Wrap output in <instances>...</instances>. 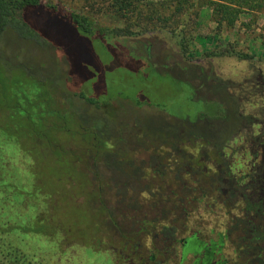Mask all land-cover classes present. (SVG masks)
Listing matches in <instances>:
<instances>
[{"label":"trees","instance_id":"1","mask_svg":"<svg viewBox=\"0 0 264 264\" xmlns=\"http://www.w3.org/2000/svg\"><path fill=\"white\" fill-rule=\"evenodd\" d=\"M195 2L200 6H211L210 20L217 23V26L224 24L227 28L234 27L241 13L254 10L264 13V0H165L146 4L116 0L113 12L119 20L126 22V26L106 27L98 24L89 15L74 10L62 11L42 0H0V36L10 30L25 41H34L38 46L48 45V41L41 36L44 32L42 27L32 20L31 13L35 10L58 14L61 19L57 23H51L50 19L46 23L63 35L67 31L73 33L75 43L72 47L67 49L63 46L64 50L56 48L63 52V64L68 65L65 72L76 82V86L67 87L69 98L65 95L61 98L63 102L66 99L71 102L68 112L51 109L56 120L54 133L57 135L66 132L83 144L81 146L88 159L87 169L94 166L96 177V165L107 170L114 167L121 172V177H124L120 179L122 190H118L115 195L113 207L109 209L107 199H103L100 206L105 211L115 213L117 220H113L112 224L121 237L128 239L127 243H134L129 246L133 251H137L140 246L137 237L146 235L153 241L149 248L151 254L148 257L139 255L134 264H169L176 251L186 253L185 249L189 247L192 237L184 235L191 230L192 207H202L219 217L223 216V212L228 214L227 234L236 255L229 264H264L262 70L252 67L251 77L237 82L220 75L212 63L192 61L187 57L189 52L186 53L183 47L177 53L174 52L177 54L174 57L168 50L154 49L149 43L142 45L138 53L130 51L128 60H121L119 55L107 47L111 37L154 33L161 29L156 27L157 24L173 22L176 29L179 24H183L181 15L193 8ZM215 37L214 34L213 38ZM89 41L99 47L100 56L103 58L91 53L93 49ZM84 54L86 58L82 60ZM214 55L216 56L210 54ZM93 72H97L100 85L102 83L105 88V92L99 96L88 94L90 89L95 90ZM114 72L121 74L115 84L111 80ZM86 78L87 82L78 89V81ZM35 80L36 82L32 80L30 86L35 88L37 94L29 98L21 92L23 103H14L9 111L12 118L21 112L31 127L34 126L33 121L40 123L44 118H41L43 113L50 109L49 102L40 96L44 80ZM170 80L191 88L188 102H201V111L194 120L183 118L180 124L173 126L169 125V115L162 111L163 122L173 131L170 134L163 133L164 136L155 147L148 146L151 143L144 142L142 134L141 144H134L131 149L126 148L132 154L131 157L129 155L125 158L121 155L125 152L122 148L115 150L111 147L113 143L124 138V126L117 127L121 132L113 131L109 121L102 120L103 118L86 120V116H83L81 104L93 111L105 108L112 104L116 88L120 91L119 94L126 95L125 98L136 106L145 103L159 111L164 106L161 107L155 99L152 101L145 95V86L153 94L160 96L172 92L173 85ZM121 87H126V90ZM87 88L88 91H85ZM245 104L254 106L255 110L246 113ZM129 124L138 125L136 121L127 125ZM258 124L262 128L256 129ZM32 135L41 137L46 146L50 145L55 149L59 146L58 135L54 140L40 132ZM39 137L36 139H41ZM136 149L144 153L143 155L140 152L143 155L140 162L134 157ZM23 150L28 152L26 148ZM27 169L29 171V167ZM126 175L129 178H125ZM2 184L3 181H0V186ZM22 203L29 204L28 199L24 198ZM203 220L197 222V227L204 225ZM3 223L6 225V222ZM11 228L10 225L0 230V234ZM27 232L31 234L30 229ZM195 232H199V229ZM122 257L125 258L123 264H133L128 261L132 255ZM0 264L42 263L13 248L5 253L0 252Z\"/></svg>","mask_w":264,"mask_h":264},{"label":"rangeland","instance_id":"2","mask_svg":"<svg viewBox=\"0 0 264 264\" xmlns=\"http://www.w3.org/2000/svg\"><path fill=\"white\" fill-rule=\"evenodd\" d=\"M129 1L146 4L165 0ZM42 2L54 5L62 11L74 10L89 15L102 26H126V22L119 20L113 12L116 0H42ZM194 4L193 8L181 15L183 24H179L176 29L173 22L157 24L156 27H161V31L111 37L107 47L119 55L121 60H128L127 55L130 51L138 53L142 45L149 43L154 49L168 50L174 57L183 47L186 53L189 52V55H186L192 61L212 63L216 71L227 79L238 82L250 78L252 67H259L264 75V13L247 10L248 12L240 14L233 28H227L224 24L217 26V23L210 20L211 6H200L196 2ZM31 16L45 32L41 31L43 33L41 36L48 41V45L38 46L34 41H25L10 30L0 36V181H3L0 186V230L12 226L9 231L0 234V252L5 253L16 248L42 264H123L125 258L122 256L135 255L134 252L138 256L148 257L153 241L146 235L139 236L136 240L140 246L137 251H133L129 246L134 243H127L128 239L121 237L112 224L113 220H117L115 213L105 211L100 206V202L107 199L109 209L113 207L115 195L118 190H122L121 172L114 167L107 170L99 166L96 177L94 166L87 169L88 159L81 146L83 144L66 132L57 134L59 138L57 149L50 145L46 146L42 143L41 137L32 135L40 132L50 140L56 138L53 129L56 120L51 112L53 109L61 112L64 110L68 112L71 109L69 99L63 102L61 98L64 95L66 98L69 96L66 90L75 87L76 82L66 74L68 65L63 64L65 57L63 52H60L64 50L63 46L67 48L74 45L73 33L67 31L63 35L61 31L46 23L48 19L53 24L57 23L61 18L56 13L46 14L35 10ZM89 44L93 49V51L90 49L91 53L103 58L100 56L99 47L91 42ZM56 48L63 49L59 51ZM211 53L216 56H210ZM85 58L84 54L82 60ZM126 66L129 67L128 64ZM93 75L95 90L90 89L88 94L99 96L105 92V88L102 83L100 85L97 72H93ZM120 75L115 72L111 75L113 84ZM36 78L44 80L40 96L49 102L50 109L41 114V118L43 116L44 118L40 123L36 124V121H33L34 126L31 127L21 112L12 118L9 111L14 103H23L21 92L29 98L37 94L35 88L30 86L32 80L36 82ZM83 80L78 81V89L88 79ZM169 82L173 85L172 92L160 96L153 94L150 88L145 86L147 89L145 95L152 101L155 99L160 106H164L159 108L160 112L145 103L136 106L125 98L126 95L119 94L120 91L116 88L115 97H111L112 104L105 108L93 111L81 104L83 116H86V120L103 118L102 120L105 119L112 124L110 128L113 131L121 132L117 127L124 126L126 129L123 133L124 138L113 143L115 147H111L115 150L122 148L125 152L121 155L125 158L129 155L131 157L132 154H129L126 148L131 149L134 144H141L142 134L145 138L143 141L151 143L147 144L148 146L155 147L164 134L173 131L163 122L162 111L169 115V125L172 126L180 124L183 118L194 120L201 111V102H188L191 88L180 82L175 83L172 80ZM126 87L121 88L126 90L124 89ZM85 91H88V88ZM75 106L79 107V104ZM244 109L246 113H251L255 107L245 104ZM32 113L35 114L34 109ZM132 121H136L138 125H127ZM38 137L41 139H36ZM23 148H26L29 154L24 152ZM140 152L136 149L134 154L139 162L144 155ZM130 195L129 193L128 196ZM24 198L28 199L29 204L22 203ZM198 213L207 219L209 224L205 222L208 225L206 229L199 227L197 237L205 243L211 239L217 240L216 233L222 230L220 228L222 218L212 212L199 210ZM3 222H6V225ZM198 222H201L200 217ZM27 229L31 230V234ZM193 231L190 230L184 236L191 235ZM125 235L129 237L128 234ZM224 249L227 250L226 244ZM175 254L169 264L192 263V254H187L184 260H181L179 250ZM138 256L133 257V263H136ZM230 259V262L234 260L231 256Z\"/></svg>","mask_w":264,"mask_h":264},{"label":"flooded vegetation","instance_id":"3","mask_svg":"<svg viewBox=\"0 0 264 264\" xmlns=\"http://www.w3.org/2000/svg\"><path fill=\"white\" fill-rule=\"evenodd\" d=\"M261 126L262 125L258 124L255 126V128L260 129V128H262ZM94 165H96V164H94ZM96 166H97V168L99 167V165H96ZM125 178H129V175H126ZM192 210L190 212L192 214L190 217L191 231L194 230V232H195V231H197V229H199V227L206 229L208 225H206L205 222H207L209 224V221L207 219L203 220L202 216L198 212H199V210L202 212L205 211L207 213L210 211H206L202 207H192ZM219 212H223V211L219 210ZM222 214H223V216H221L222 221L220 223V226H221L220 228L222 230L217 231V233H216L217 240L211 239L209 242L205 243L197 237V232H195V234L193 232V233H191V235H187L188 237H192V239L188 243L189 247H187L185 249L186 253H183L182 251L180 252L181 260H184L187 254H192L193 260H192L191 264H229L231 261L230 256L235 259L236 255L234 253V249L229 244V239H228V234H227L228 233L227 232L228 231V225H229L228 224V214H226L224 212ZM238 214L240 215L241 211ZM199 217L201 220L204 221L203 222L204 225L197 227V222H198ZM211 222H212V220H211ZM225 244L227 246V250L224 249ZM134 256L137 257L138 254H136V255L132 254V257L128 261L133 263V261H134L133 257ZM242 259H243V257H242Z\"/></svg>","mask_w":264,"mask_h":264}]
</instances>
